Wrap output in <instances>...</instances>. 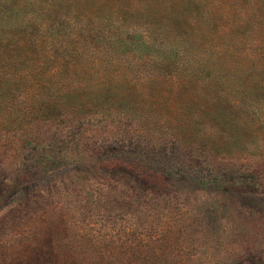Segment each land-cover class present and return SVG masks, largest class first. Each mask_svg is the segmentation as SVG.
<instances>
[{"label":"rangeland","instance_id":"obj_1","mask_svg":"<svg viewBox=\"0 0 264 264\" xmlns=\"http://www.w3.org/2000/svg\"><path fill=\"white\" fill-rule=\"evenodd\" d=\"M242 1L101 0L98 10L93 5L96 0L12 1L19 23L25 24L14 30L16 35L22 30L31 35L39 27L38 35L46 33L59 44L82 49L85 55L78 54L76 59L86 57L82 61L92 76L81 80L87 85L99 83L101 77L111 79L115 72L129 79L135 76L136 89L141 87L147 106L112 102L104 116L93 114L92 122L80 115L58 116L52 125L61 133L43 130L41 115L33 118L41 120L38 138L45 140H38L39 144L52 145L59 137L65 148L83 137L81 150L87 158L80 165L45 167L33 174L26 170L31 162L23 166L29 153L17 162L14 169L22 176V184L11 196L0 197V264H264V185L251 190L237 188L238 184L212 188L196 184L200 171L207 174L210 166L203 156L188 153L191 146H197L198 153L212 147L218 169L256 168L264 181V114L235 113L233 120L245 125L242 146L234 145L231 133L236 132L226 118L212 117L228 112L217 109L235 104L261 105L264 112V73L257 70L258 59L248 64L242 55L257 51L260 21L246 14L252 3ZM230 7H238L240 17H226ZM149 13L150 17L162 13L167 20L179 14L197 23L195 37H201L207 47L224 46L230 53L238 49L234 56L223 50L216 59L219 68L213 72L223 70L234 92L225 86L209 90L194 84L184 72L178 75L185 79L179 93L173 77L176 71L168 74L171 70L158 63L109 48V32L150 27ZM156 23L162 24L161 19ZM225 30H234L231 38L222 34ZM51 67L49 63L44 70ZM154 76L163 85L158 88L156 108L144 86ZM53 86L59 87L58 82ZM25 91L21 89L22 96ZM210 105L214 112L205 117ZM101 109L98 103L96 112ZM56 115L49 112L47 121L57 119ZM209 138L210 143L201 141ZM20 143L14 133L1 136L0 157L11 156ZM232 146L241 153L229 159ZM95 149L114 157L113 162L96 158ZM151 157V171H145L142 163ZM170 162L183 171L179 179H168L167 171L176 168ZM14 177V171L10 174L0 163V186Z\"/></svg>","mask_w":264,"mask_h":264},{"label":"trees","instance_id":"obj_2","mask_svg":"<svg viewBox=\"0 0 264 264\" xmlns=\"http://www.w3.org/2000/svg\"><path fill=\"white\" fill-rule=\"evenodd\" d=\"M12 1L15 0H0V137L14 133L19 135L21 143L16 145L17 148H14V153L11 156L0 157V163L9 169L10 174L14 171L16 176V178H8L5 186H0V197L11 196L10 194L21 186L22 183L19 182H22L23 178L17 174L14 167L17 166L18 161L23 159L26 152L30 154V157L23 159L26 161L25 163L23 160L21 162H23V166L29 165L31 162L30 169L28 167L26 169L29 174L45 167H58L67 164L80 165L87 158L84 156L85 152L81 150L84 146L83 137H80L79 142L73 143L74 146L67 145L65 148H62L65 141L61 145L59 137H55L52 145L45 147L39 144L45 139L38 138L42 134L40 125H38L41 120L33 121L35 116L41 115L43 130L51 128L52 131L61 133L58 128H55L56 126L52 125L55 120L60 119L58 116L63 115L64 118L71 114L72 117L80 115L85 120L91 121L93 114L104 116L106 114L104 109L110 108L111 106L108 104L112 102H133V108L147 106V103L144 104L145 95L141 87L136 89L137 82L135 81L137 78L135 76L129 79L121 72H115L111 79L101 77L99 83L87 85L86 80H81L82 76H92L86 71V65L82 61L86 57L82 60L76 59V55L81 54L80 52L85 53L82 49L79 48L78 50L66 44H59L46 33L38 35L39 27H36L34 29L36 32L31 35L23 30L20 31L19 35H16L14 30L25 24L19 23L18 10L14 7L15 2L11 5ZM157 1L159 3V0ZM242 2L252 3L253 7L246 14H251L254 19L260 21L258 29L261 33L256 40L257 51L254 54L242 53V55L248 64L252 60L258 59L257 70L264 73V0H243ZM93 5L96 7L95 10H98L101 0H96ZM166 8H168V4H166ZM237 9L238 7H230L225 11V16L240 17ZM14 14L17 15L16 18L13 17ZM178 15L167 20L162 13H155L151 17L149 13L150 27L145 26L143 29H138L134 26H128L122 30L114 29L106 37L108 46L113 52L123 49L132 57L144 58L149 62L158 63L162 69L171 70L168 74L176 71L177 77L174 75L173 77L177 84L176 91L179 93L184 90L185 79L178 77V75H182L184 72V75L191 76L194 84L203 85L212 91L214 87L225 86L224 89L227 88V90L234 92L230 83H226L227 77L222 74L223 70L217 71L219 73L213 75L214 67L217 66L216 59L220 58L223 50H226L225 47L220 45L207 47L201 37H195L198 31L197 23H191L189 19H183ZM174 18L178 19L175 20ZM158 19H161L162 24L156 23ZM181 19L184 22L180 23ZM51 27L53 26L50 25L49 28ZM44 28L45 30L48 29ZM233 32L234 30H229L226 33L225 30L222 34L225 35L226 39H229ZM226 51L228 56H234L238 53L236 48L232 53L229 49ZM207 52L213 53V56L207 57L205 55ZM49 63H52V67L50 71H45L44 69ZM217 68L219 67L217 66ZM55 81L58 82L59 87L53 86ZM159 83L158 76H154L144 84L150 91L153 108L158 107L160 103L157 93L158 88H163V85ZM95 87L97 88L95 89ZM21 89L26 90L24 96L21 95ZM189 98L192 101L191 95ZM98 103H102V109L99 113L96 112ZM188 106L190 109L191 102ZM229 107L217 109L228 110V112L212 114L214 111L210 109V105L204 110V115L206 117L212 114V117L223 116L226 118L231 130L236 132L231 133L234 145L242 146L245 141V125L240 126L233 120L235 113L238 111L244 115L249 113L250 115H262L264 114L263 107L261 105L240 107L239 104H235L232 108ZM51 111L52 115L58 114L56 115L57 119L47 121L46 117ZM189 116H191L190 113ZM113 118L109 117L105 120H112ZM19 122L28 127H21ZM96 123H100V121ZM221 132L222 130L219 128L218 133ZM34 138V142L28 141ZM210 140L212 138L201 141L210 143ZM148 141L157 142L155 140ZM218 144L221 146L219 142ZM211 148L206 149L205 153H198L197 146H191L188 150L189 154L203 156L210 166L207 174L200 171L201 177L196 180V184L207 185L209 188L215 185L233 187L238 184L237 188L245 186L251 190H254L256 186L264 185L262 175L256 168L240 171L218 169L215 153ZM65 149L66 151H64ZM94 153L96 158L104 157V162H109L111 159L113 162L114 157H105L107 154L99 151V149H95ZM239 153L241 152L232 146V152H229L227 157L229 159L236 158ZM69 157L71 160L68 159ZM151 160L152 157L142 163L145 171L146 169L151 171L149 169ZM170 163L176 168L167 171L168 179H179L178 177L184 174L183 171L178 169L177 163Z\"/></svg>","mask_w":264,"mask_h":264}]
</instances>
